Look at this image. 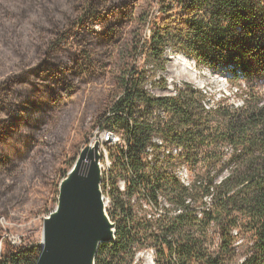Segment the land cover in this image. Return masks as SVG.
Returning a JSON list of instances; mask_svg holds the SVG:
<instances>
[{
  "label": "trees",
  "instance_id": "16d2710c",
  "mask_svg": "<svg viewBox=\"0 0 264 264\" xmlns=\"http://www.w3.org/2000/svg\"><path fill=\"white\" fill-rule=\"evenodd\" d=\"M139 1L0 0V264H36L42 241L10 246L3 220L49 213L95 129L121 132L112 166L127 186L125 199L112 198L114 240L94 264H133L139 232L158 264H264V0H157L153 18L137 16ZM167 49L226 70L240 105L211 103L190 85L151 95L147 68L162 70ZM154 138L219 168L183 186L165 174L170 157L159 161ZM161 193L170 208L157 219L141 209L135 229L130 199L156 208Z\"/></svg>",
  "mask_w": 264,
  "mask_h": 264
},
{
  "label": "rangeland",
  "instance_id": "374dc122",
  "mask_svg": "<svg viewBox=\"0 0 264 264\" xmlns=\"http://www.w3.org/2000/svg\"><path fill=\"white\" fill-rule=\"evenodd\" d=\"M156 2L157 0H140L136 7L137 16L140 17L142 15H145L148 18L155 17L158 14L157 13L158 8ZM133 27L134 28L137 27V22ZM143 31H144L143 35L147 37L149 35V29L146 28ZM177 57L182 58L185 61L186 65L192 69L195 75L194 79L190 78V74L180 70L178 64L175 61ZM142 60L143 58L141 57L138 58V63L140 65L143 63ZM163 60H164V66L162 70L160 69L152 70L151 67L147 68L149 79L148 82L146 83L145 88L151 95L157 97L173 96L175 93V89H181L184 87V85H190L200 90L202 94L205 96L206 101H210V102L217 101L218 99L223 98L225 100V103L227 104H232L235 106L240 105L239 102L240 98L239 96H237L236 89L234 87H231V85L227 82L229 75L228 72H226V70L219 68L217 71H211L206 68L197 67L194 61L189 57H187L184 53H180L172 49H167L165 51ZM112 87L113 86L111 82H108L107 85L103 86L100 90L109 91L113 89ZM262 91H264V87L262 88ZM86 120H87L86 122L92 121L91 118H87ZM96 130L97 129L93 130L90 133L88 142L91 139L92 135L95 132H97ZM111 132H113L117 137L120 138L121 143L120 145L108 144L106 146L110 160L109 163L111 164L107 178L109 189H107L108 190L107 191L102 188L101 193L103 191L104 209L108 218H109V213H113L112 198L120 195L123 199H125L126 198L125 189L124 192H122L120 190V185L123 183L124 188L127 186V181L122 180L121 177L122 174H120L118 170L115 169V167L113 168L112 166L114 162V156L118 151V147H125V143L122 140L121 132L120 133L114 131ZM155 139L162 140L161 138H155ZM88 142L83 146V148L89 145ZM165 145L168 148L176 147L174 145H170L166 143ZM176 148L180 149V153L175 157L172 158L170 157L169 159H165L168 165L165 169V174L168 177L170 175L174 176L183 186H187V184L183 183V181L185 182L188 181L190 184L191 182L195 181V179L202 180L206 173H210L212 175L219 168L218 163L215 161L212 162L211 165H205L204 163L199 161L186 162L184 157L181 156L183 153V148L181 147H176ZM226 151L227 150H224V152ZM154 154H155L154 150L152 151L150 156L148 154V157L150 158V162L152 161L151 163L155 162ZM160 154H161V150H159V153L157 155L158 159L160 158ZM144 162H149V159H146V161ZM72 166L70 167V169L72 168ZM183 168L185 169V173L187 175L186 178H184L181 174H178V171H182ZM70 169L68 170V172L70 171ZM216 182H218V179L216 180ZM159 195L160 196L158 197L157 201L159 203L160 208L163 207L170 208V204L167 201L168 199L167 195H165V193H161ZM142 200L143 197L141 195L135 194L128 203L129 207L136 216L133 224L135 229L138 222L141 221L142 215L141 216L139 215L143 213L142 210H145V213H153L150 212L148 204L144 203ZM202 202L205 203L206 205L211 204V197L209 196L208 198L202 199ZM56 204L53 206V208L49 213L43 214L41 216H36L35 219L43 218L44 220L55 209ZM145 204H147L146 208L144 207ZM35 219H33V217L30 215H25V217L22 220H20L19 217L15 218V220L11 219L10 226H6L9 220L4 219L3 224L5 229L2 230L1 235L4 238H6L10 246L15 248L21 245L30 246L35 244L36 246H39L42 241L41 235H42L43 221L41 223L39 222L38 224L35 222L32 223L33 220ZM153 219H157V218H153ZM110 222L113 223L111 220ZM206 233L207 235L205 238V245L210 250H214L215 245L217 243L216 231L213 227H210L209 229H207ZM179 234L180 233H176L175 237L181 236ZM196 235H198V233H196ZM137 237L138 240L141 242V244L138 245L137 252L134 256L133 264H155V263L158 264L160 262V259L156 254V250L154 248H151V245L153 244L150 240L147 239L146 233L139 232V235ZM146 245L150 247H146Z\"/></svg>",
  "mask_w": 264,
  "mask_h": 264
},
{
  "label": "water",
  "instance_id": "95a60500",
  "mask_svg": "<svg viewBox=\"0 0 264 264\" xmlns=\"http://www.w3.org/2000/svg\"><path fill=\"white\" fill-rule=\"evenodd\" d=\"M98 146H85L60 182L56 207L43 220L36 264H94L99 245L114 240L100 190Z\"/></svg>",
  "mask_w": 264,
  "mask_h": 264
},
{
  "label": "bare ground",
  "instance_id": "6f19581e",
  "mask_svg": "<svg viewBox=\"0 0 264 264\" xmlns=\"http://www.w3.org/2000/svg\"><path fill=\"white\" fill-rule=\"evenodd\" d=\"M175 61L178 64V66H179L181 71H185L186 73L190 74V78L194 79L195 75H194L192 69L189 66L186 65L185 61L182 58H178L177 57L175 59ZM95 133H99V132H95ZM120 142H121L120 138L117 137L114 133H111L109 131H106L105 138L99 139V147H101V148L98 151V153L100 155V161H99L98 165H100V172H101V178H102V187L104 186V190L109 189V184H108L107 178H108V171L110 170V165H111L109 163L110 160H109V155H108V151L106 149V146L108 144H115V143H120ZM88 144L91 146L92 137L89 140ZM153 145L159 147V150H161V154H160V158H159L160 162H162V160L165 159V158L173 157L172 151H169L170 148H168L162 140L154 139L153 140ZM152 151H153V149L151 147H149L146 150L147 155L148 154L151 155ZM146 159H149V162H146V164L149 163L148 165H150V164L152 165V163H151L152 161L150 162V158L148 156L145 158V161H146ZM104 180H106V181H104ZM102 187H100V190H102ZM101 194H102V200L104 201L103 193H101ZM144 207L146 208L147 205L145 204ZM149 209H150V206H149ZM159 217L160 216H153L152 218H159Z\"/></svg>",
  "mask_w": 264,
  "mask_h": 264
},
{
  "label": "built area",
  "instance_id": "2783aa9c",
  "mask_svg": "<svg viewBox=\"0 0 264 264\" xmlns=\"http://www.w3.org/2000/svg\"><path fill=\"white\" fill-rule=\"evenodd\" d=\"M105 135H106V130H103V131H100L99 133H95V134H93L92 135V144H91V146H93L95 143H98L99 144V139H101V138H105ZM155 139V138H154ZM121 143V142H120ZM120 143H115L114 145H116V144H118V145H120ZM101 147H99L98 146V151H99V149H100ZM169 151H172V153H173V157H175V156H177L179 153H180V149L179 148H170L169 149ZM148 155H146L145 157H147ZM150 156V155H149ZM145 157H144V159H145ZM145 161V160H144ZM145 163V162H144ZM99 167H100V165H99ZM178 174H181L184 178H186V173H185V169L183 168L182 169V171H178ZM183 183H185V184H187V186H189L188 184H189V182L187 181V182H185V181H183ZM100 187H102V178H101V184H100ZM124 185H123V183L120 185V190L122 191V192H124ZM150 206V205H149ZM165 208L163 207V208H160V206H159V203H158V207H156V208H153L152 206H150V212H153V213H147V217L148 218H151L152 219V217L153 216H161L163 213H164V210ZM178 213H180V212H177L176 214H178ZM146 214V213H145Z\"/></svg>",
  "mask_w": 264,
  "mask_h": 264
}]
</instances>
